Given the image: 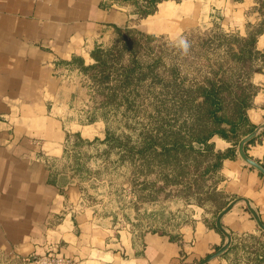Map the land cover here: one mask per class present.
Segmentation results:
<instances>
[{
    "label": "crops",
    "instance_id": "crops-1",
    "mask_svg": "<svg viewBox=\"0 0 264 264\" xmlns=\"http://www.w3.org/2000/svg\"><path fill=\"white\" fill-rule=\"evenodd\" d=\"M228 1L216 5L226 26H236L234 16L248 14L253 24L261 20L259 0L231 7ZM161 3L175 6L174 13L187 4L193 8L189 18L198 10L196 0H162L148 15L151 32L164 27L151 25ZM127 10L120 0H0V264H37L34 257L45 254L71 257L72 264H198L223 244L215 226L219 210L208 214L196 205L197 215L179 230L137 231L91 215L64 172L52 166L70 133L89 139L102 134L100 119L80 118L82 91L70 80L77 70L72 60L86 61L114 26L127 23ZM256 48L264 51V32ZM251 81L257 89L247 114L257 125L264 119V59ZM210 141L221 151L232 146L216 135ZM245 150L264 162V131ZM217 175L216 189L227 193L228 202L246 197L264 222V178L258 171L237 153L222 161ZM221 221L230 245L204 264H264V231L245 203H235Z\"/></svg>",
    "mask_w": 264,
    "mask_h": 264
},
{
    "label": "rangeland",
    "instance_id": "rangeland-1",
    "mask_svg": "<svg viewBox=\"0 0 264 264\" xmlns=\"http://www.w3.org/2000/svg\"><path fill=\"white\" fill-rule=\"evenodd\" d=\"M174 1L180 3L183 0ZM196 1L198 10L192 18H189L188 13L193 8L189 10L187 4L181 7L184 10L174 13L175 6L161 3L151 25L156 29L162 25L164 27L156 32H151L147 27L149 14L143 15L133 3H125L130 18L120 27L133 29L134 31H130L133 35H137L135 33L139 31L152 36L149 39L140 38L137 56L147 61L152 57H160L155 66L160 74L169 75L168 68L174 65L187 77L200 78L208 74L211 68H216L219 63L226 64L230 61L226 52L227 46L236 45L230 35H245L247 30L252 28L253 23L248 14L232 17V23L236 22V26H226L224 17L216 12V5L222 0H202L205 2L203 6L199 2L201 0ZM237 1L241 0H229L227 6L231 7V3ZM212 2L213 4H210ZM142 3L140 1L141 5ZM157 6L158 3L156 9ZM241 25L245 32L237 28ZM116 34L113 27L109 36L99 45L103 48L111 47L116 42ZM179 37H186L190 43L187 54L175 47L174 41ZM89 56L86 55L83 64L94 62L91 55ZM127 57L126 52L119 53L117 49H113L108 55V70L102 71L104 67L86 71L77 68L76 75L70 80L79 85L82 91L80 118L83 122L92 120L94 116L100 119L102 134L89 139L78 133H70L68 142L64 143L63 153L51 163L64 172V179L78 192L80 206L86 211L89 210L91 215L114 219L115 222L128 224L137 231L170 233L179 230L197 215L196 205L205 208V212L209 214L212 211V203L208 199L218 203L222 198L204 194L196 186L187 188L183 182L173 181L172 172L155 162L151 163V168L141 167L138 158L123 155L118 147L103 141L106 128L117 134H130L134 139L139 121L148 119L145 112L152 110L153 101H157L149 97L151 91L148 89L150 87L152 91H157L160 88L159 83L152 82L148 85L149 83L142 82L137 85L139 93L133 108L125 111L122 105L115 108L102 104L105 97L103 95H106L108 87L115 83L117 70ZM259 63L260 60L255 59L251 74L259 68ZM107 73L108 76L101 80L100 74ZM213 181L216 182L214 176L206 175L204 178V183L209 187Z\"/></svg>",
    "mask_w": 264,
    "mask_h": 264
},
{
    "label": "trees",
    "instance_id": "trees-1",
    "mask_svg": "<svg viewBox=\"0 0 264 264\" xmlns=\"http://www.w3.org/2000/svg\"><path fill=\"white\" fill-rule=\"evenodd\" d=\"M120 1L133 3L141 14L148 15L156 10L157 3L162 0ZM258 3L261 20L252 24L245 35H230L236 42V45L230 44L226 49L230 61L219 63L200 78H189L174 65L168 68L169 75L160 74L155 68L160 57L147 61L137 56L140 38L149 39L152 36L139 31L133 35L130 32L133 29L129 27L114 26L117 32L115 44L107 48L96 44L89 52L94 59L89 65L83 64L80 57L72 60L80 70L104 67V71L108 70V55L113 49L119 53L126 52L128 57L117 70L115 83L108 87L102 100V104L115 108L122 105L125 111L133 108L139 93L138 84L159 83L157 91H152L150 87L148 89L151 91L149 97L157 101H153L152 110L145 112L148 119L139 121L135 138L106 128L103 141L118 147L123 155L138 158L141 167L149 168L155 162L172 172L173 181L183 182L187 188L196 186L207 195H218L222 198L218 203L208 199L212 203L213 214L228 202L227 193L216 189L219 179L217 171L225 158L237 154L238 140L255 126L248 118L247 109L252 105L257 89L250 80L253 63L255 59H264V51L256 48L257 35L264 32V0ZM107 76L108 73L100 74V79ZM214 135L230 140L232 146L223 151L215 149L210 141ZM261 164L264 166V162ZM206 175L216 178L210 187L204 183Z\"/></svg>",
    "mask_w": 264,
    "mask_h": 264
},
{
    "label": "water",
    "instance_id": "water-1",
    "mask_svg": "<svg viewBox=\"0 0 264 264\" xmlns=\"http://www.w3.org/2000/svg\"><path fill=\"white\" fill-rule=\"evenodd\" d=\"M264 131V119L257 125L254 126V128L243 135L237 142V153L239 157L248 165L256 169L261 175L264 177V166L257 161L256 159L250 157L245 150V145L255 138L257 135L262 133ZM238 201H242L245 203L247 209L252 214L253 218L255 219L258 227L264 231V222L260 218L258 212L255 210V208L250 204L249 200L244 196H238L230 200L223 208H221L215 217V226L220 230V232L225 236V240L222 245H220L217 249H215L213 252L209 253L207 256H205L203 259L199 261L198 264H204L207 261L221 255L230 245L231 242V234L228 232L224 226L222 225L221 218L223 215Z\"/></svg>",
    "mask_w": 264,
    "mask_h": 264
},
{
    "label": "built area",
    "instance_id": "built-area-1",
    "mask_svg": "<svg viewBox=\"0 0 264 264\" xmlns=\"http://www.w3.org/2000/svg\"><path fill=\"white\" fill-rule=\"evenodd\" d=\"M86 51V50H82ZM34 261L37 264H72L74 259L68 256H63L59 254H45L34 257Z\"/></svg>",
    "mask_w": 264,
    "mask_h": 264
},
{
    "label": "clouds",
    "instance_id": "clouds-1",
    "mask_svg": "<svg viewBox=\"0 0 264 264\" xmlns=\"http://www.w3.org/2000/svg\"><path fill=\"white\" fill-rule=\"evenodd\" d=\"M175 47L180 49L184 54H187L190 48V43L186 37H179L174 41Z\"/></svg>",
    "mask_w": 264,
    "mask_h": 264
}]
</instances>
